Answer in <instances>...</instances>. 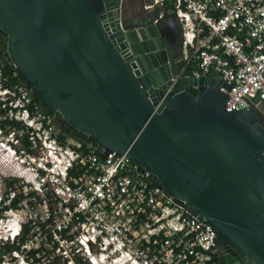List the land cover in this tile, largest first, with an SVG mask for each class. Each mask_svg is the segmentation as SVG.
I'll return each mask as SVG.
<instances>
[{
	"label": "water",
	"instance_id": "1",
	"mask_svg": "<svg viewBox=\"0 0 264 264\" xmlns=\"http://www.w3.org/2000/svg\"><path fill=\"white\" fill-rule=\"evenodd\" d=\"M122 4L0 0L3 57L69 131L205 218L222 264H264L260 112L228 111L217 77H178L165 31L124 22Z\"/></svg>",
	"mask_w": 264,
	"mask_h": 264
},
{
	"label": "built area",
	"instance_id": "2",
	"mask_svg": "<svg viewBox=\"0 0 264 264\" xmlns=\"http://www.w3.org/2000/svg\"><path fill=\"white\" fill-rule=\"evenodd\" d=\"M143 8L153 14L149 24L169 15L181 27L178 77H217L228 111L263 112L264 0H144ZM2 65L0 55L3 117L23 123L11 131L28 136L30 146L20 151L29 167L2 180L15 182L0 193V264H222L205 218L190 213L127 154L63 138L56 116L43 110L28 85L3 88ZM4 132L0 128L12 144L14 135ZM16 178L25 180L18 194ZM22 205L24 222L6 218ZM26 225L27 240L6 251ZM35 236L42 239L37 245Z\"/></svg>",
	"mask_w": 264,
	"mask_h": 264
},
{
	"label": "rangeland",
	"instance_id": "3",
	"mask_svg": "<svg viewBox=\"0 0 264 264\" xmlns=\"http://www.w3.org/2000/svg\"><path fill=\"white\" fill-rule=\"evenodd\" d=\"M140 1H142V0H123L122 11H123L124 22H128V24L133 26V27L138 26L140 22H144L143 20L138 21L135 19L136 17L134 18L132 15H130V12H131L130 7L133 4H135L136 6H139ZM138 12H139L140 16H141V14H143V11L140 9ZM168 24L171 26L173 25L171 22H168ZM158 26L163 28V24H161V23H158ZM170 33H171V31H170ZM171 35L168 36V34H167L166 40L170 46V50L172 53V49H178V47H177V44L174 43L175 39L171 38ZM179 36H180V32L178 31L177 38ZM172 46H173V48H172ZM172 56H174V55H172ZM179 57L180 56H178V55L174 56V62H175L176 58L178 59ZM174 69L176 71H178V73H179L177 62L174 64ZM1 94H2V91H0V95ZM263 112H264V108H263ZM263 112L260 114H261V121L264 124ZM0 121H1V115H0ZM6 130L8 133L4 132L3 134L14 135V141L11 144L7 141L8 137H6L5 135H2V134L0 135V193H3V194L6 193L9 188L6 185V182H3L2 180H4L5 178H8V177H11L12 175H14V176L21 175V174H23L22 171L29 167L27 162H21L20 151L26 150L25 143H24V137L21 136V133H19L18 131H15V130L11 131L10 127H7ZM11 178H13V177H11ZM16 179L18 181L16 182L17 186L14 187V190L18 194L21 192L19 186L25 180L20 179V178H16ZM25 210H26L25 206L22 205L19 212L9 213V215H7L6 218H8V219L9 218L10 219H13V218L19 219L20 218L22 220V222H24V220L22 219V216L25 214ZM31 241L33 242L34 245H37V242H41L42 239L39 238L38 236L36 238V236H35V239L33 238ZM22 258L23 257L21 255L20 258H18V260L21 261ZM22 264H28V263L26 262V263H22ZM46 264H49V263L46 262Z\"/></svg>",
	"mask_w": 264,
	"mask_h": 264
},
{
	"label": "trees",
	"instance_id": "4",
	"mask_svg": "<svg viewBox=\"0 0 264 264\" xmlns=\"http://www.w3.org/2000/svg\"><path fill=\"white\" fill-rule=\"evenodd\" d=\"M169 17L174 19L173 17H171L169 15H166L165 18L162 19L161 21H159L158 23H162L163 21L167 20ZM4 41H5V38L0 34V55H1V58L3 60L2 68H3V72H4V77L6 78V80H3V82H2L3 88H13L16 85L26 84L24 82L22 76H20L14 69H12V67L5 61V59L3 57V51H2V47H3ZM183 64L184 63H180V64L177 63L178 70H181V68H183ZM185 73L186 74H190L191 73V69H187L185 71ZM26 85H28V84H26ZM28 86L32 89V96L34 97L35 101L40 103L39 99L35 96V94L33 92V88L30 85H28ZM4 104H5V101L0 99V115H1L0 128L3 131H5L6 133H8L7 130H6L7 127H10V130L12 128H14L16 130L24 129L25 126L23 125L22 122L17 121L15 119L14 120H10L8 117H6V118L3 117V116H7V114H8L7 107H3ZM40 105H41V103H40ZM43 110L46 111L44 108H43ZM46 112H48V111H46ZM51 113L54 114L53 112H51ZM56 125H57L58 129L61 131L62 137L64 136L63 134H66V136L68 135V136L76 139L78 142L83 144V146H86L89 143L97 144L94 138L91 139V140L84 139V138L79 137L77 134L69 131L68 128L64 125V123L61 120H59L57 117H56ZM24 143H25V147L27 149H29L30 143L28 141V136L24 138ZM14 182L15 181H9L7 183V185L9 187H11V186H13ZM18 201L19 200H16V202L14 203L15 207H16ZM29 235H30V228H29V226L26 225L25 228H24V233L19 238V241L16 242L15 244H13V245H10V244L6 245L5 246L6 251L9 252V251H12L13 249H19L20 244L24 243L27 240ZM32 255H34V253H32Z\"/></svg>",
	"mask_w": 264,
	"mask_h": 264
},
{
	"label": "crops",
	"instance_id": "5",
	"mask_svg": "<svg viewBox=\"0 0 264 264\" xmlns=\"http://www.w3.org/2000/svg\"><path fill=\"white\" fill-rule=\"evenodd\" d=\"M143 1V0H142ZM140 1V4L139 6H136L135 4H133L130 8L131 12H130V15H132L136 20L140 21V20H143V21H146V22H150V18H152V15L153 14H149L147 13L144 8H143V2ZM139 9L143 11V14H139ZM168 22H171L173 25H169ZM161 24H163V30L165 31L166 34H168V36H170L171 34V38H177V33L178 31L180 32V36H182V30L180 28V26L178 25L177 21L172 19V18H168L167 20L163 21ZM171 31V33H170ZM173 48V46H172ZM172 55L176 56H181V50L180 49H172ZM173 56V57H174ZM177 59V58H176Z\"/></svg>",
	"mask_w": 264,
	"mask_h": 264
},
{
	"label": "flooded vegetation",
	"instance_id": "6",
	"mask_svg": "<svg viewBox=\"0 0 264 264\" xmlns=\"http://www.w3.org/2000/svg\"><path fill=\"white\" fill-rule=\"evenodd\" d=\"M175 40H174V43H176L177 44V47H178V49H180L181 50V45H182V36H179L178 38H174ZM177 50V49H176Z\"/></svg>",
	"mask_w": 264,
	"mask_h": 264
}]
</instances>
